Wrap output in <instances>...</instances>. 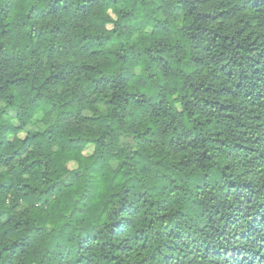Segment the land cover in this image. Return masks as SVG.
Returning a JSON list of instances; mask_svg holds the SVG:
<instances>
[{"label": "trees", "instance_id": "trees-1", "mask_svg": "<svg viewBox=\"0 0 264 264\" xmlns=\"http://www.w3.org/2000/svg\"><path fill=\"white\" fill-rule=\"evenodd\" d=\"M0 264H264V0H0Z\"/></svg>", "mask_w": 264, "mask_h": 264}]
</instances>
